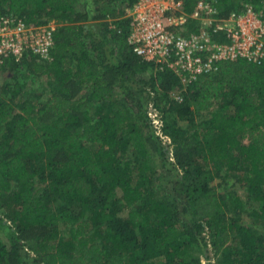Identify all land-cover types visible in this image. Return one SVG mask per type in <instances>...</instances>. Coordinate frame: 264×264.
<instances>
[{"label":"trees","instance_id":"1","mask_svg":"<svg viewBox=\"0 0 264 264\" xmlns=\"http://www.w3.org/2000/svg\"><path fill=\"white\" fill-rule=\"evenodd\" d=\"M132 1L0 0V16L61 23L49 59L2 67L25 79L0 87V264H264V61H221L169 99L179 79L128 42ZM245 3L264 9L215 2L222 17ZM32 75L45 76L44 102L25 97ZM155 95L169 101L165 145L147 115ZM221 170L263 202L261 229L211 188Z\"/></svg>","mask_w":264,"mask_h":264},{"label":"built area","instance_id":"2","mask_svg":"<svg viewBox=\"0 0 264 264\" xmlns=\"http://www.w3.org/2000/svg\"><path fill=\"white\" fill-rule=\"evenodd\" d=\"M195 2L184 9L186 2ZM216 0H136L129 9L128 42L157 71H170L185 90L199 75H215L218 63L245 58L264 61V9L252 3L222 17ZM54 23L33 24L15 14L0 16V70L25 52L49 59ZM147 115L154 133L170 143L164 117L154 102Z\"/></svg>","mask_w":264,"mask_h":264},{"label":"rangeland","instance_id":"3","mask_svg":"<svg viewBox=\"0 0 264 264\" xmlns=\"http://www.w3.org/2000/svg\"><path fill=\"white\" fill-rule=\"evenodd\" d=\"M136 0L132 1V2H124L123 3V8L121 11L122 16H124V18L128 17L129 14V9H131V7L135 4ZM243 5H241L240 8H242ZM3 14H9V12H4ZM122 18V17H121ZM108 21H111V18L107 19ZM50 23H54L56 28L61 24L59 21L57 20H50ZM25 61L24 59V55L22 57H19L17 59H15V62H23ZM9 69V70H8ZM8 69H4L2 68V71L0 70V87L3 86L7 81H9L12 76H14V74H16L17 72L20 73V77L24 80V69L20 68V70L14 66L11 65L9 66ZM46 80H45V76H39V75H32L31 78H29V80L27 81V86L25 87L24 93H25V97L29 98V99H39L41 102H44L47 97L50 95L48 90H46V84H45ZM128 86H132L131 83ZM133 87V86H132ZM132 87H128V88H132ZM183 86L181 84H177L174 88H172L169 91V99H177L180 97L181 92H183ZM76 92H77V96H85L90 92V87L87 85H81V86H76ZM154 97V96H153ZM155 97L159 96L155 95ZM151 102L155 103V100L152 99ZM156 105V104H155ZM157 108H159V110L162 112V115L164 117V123L168 124L170 123V112H168V107H169V101L168 98H159L157 99ZM148 108V107H147ZM184 125V123H183ZM166 132V131H165ZM167 133V132H166ZM160 139V138H159ZM160 142L163 143L165 145V143L169 144L168 142H165L164 140L160 139ZM169 149V148H168ZM170 157H169V163H168V170H172L173 168V163L174 161V157L172 155V149L170 148ZM169 176L170 180L173 181L174 178H172V175H170V173H168L167 169H165V176ZM165 186L167 187V189H170V185L169 184H165ZM211 188L220 196H223L224 198H226V200L228 201L229 204H232L233 199L237 198V204L239 206V208L241 209V216H242V221L249 225L250 227L255 228L256 230L261 229V224L259 222L256 221V217L257 214L263 204L262 201L260 202H253V203H249L247 202V189L245 188V186L239 184L236 181V177L234 176V174L229 173V171L226 170H221L219 171L218 175L214 178V180L210 183ZM69 226H63L62 227V231L66 232L68 230ZM4 230L3 232H1V234H5ZM212 255V254H211ZM204 262H206L205 260H203ZM32 264H34L32 262Z\"/></svg>","mask_w":264,"mask_h":264}]
</instances>
